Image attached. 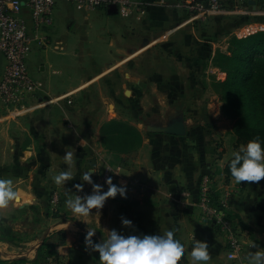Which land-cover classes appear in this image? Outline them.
I'll use <instances>...</instances> for the list:
<instances>
[{
    "label": "crops",
    "instance_id": "0c3cea01",
    "mask_svg": "<svg viewBox=\"0 0 264 264\" xmlns=\"http://www.w3.org/2000/svg\"><path fill=\"white\" fill-rule=\"evenodd\" d=\"M140 1L145 13L129 19L122 18L118 13L110 15L108 6L93 11L77 7L83 12V19L70 8L73 4L67 2V41L59 42L53 48L50 46L53 42L48 45L34 44L31 53L38 47L55 51L54 56L64 65L61 69H52L53 64L49 62L39 73L32 72L34 78L42 81L43 89L30 100L36 105L31 110L23 113L0 110V177L12 178L21 196L20 203L11 202L6 208H0V264H12L21 258L31 264L46 240L58 245L59 264H101L98 252L86 250L85 235L89 227L96 231L94 241H100L103 237L107 238L108 230L112 229L125 235H139L151 234L167 226H174L185 241L186 252L182 254L180 264H193L190 255L193 238L208 242L211 259L207 264H231L227 258L225 236L213 222L202 216L198 207L201 181L205 176H216L224 183L220 188L223 189V199L227 200V212L236 218L246 264H249L245 259L249 251L257 250L253 244L264 248V179L241 183L234 178L226 179L223 170L232 153L225 152L220 159H216L217 147L210 140L208 130L213 126L221 135L217 121L226 119L221 111L222 102L217 105L207 103V124L205 116L202 117L204 109L200 100L208 89L201 88L196 82L200 80V72L193 66L194 62L201 61L199 55L205 54L212 73L208 78L224 79L225 74L214 67L211 57L221 43L223 47L219 50L227 52L232 35L245 36L248 26L264 23V0H242L245 3L241 13H234L241 0H225V13L211 15L206 20L192 19L188 13L177 8L179 0H166L164 4L160 0ZM104 15L113 24L95 27L93 21ZM219 20L234 21L232 28L231 25L227 27L229 30L223 31L221 41L207 37L206 33L209 28L215 29L212 24H218ZM51 25L43 29V34L45 31L48 33L46 36H50ZM219 28L214 33L221 31ZM54 31L57 32L56 28ZM194 33L196 36L194 39L190 37L191 42L186 40L185 35L189 37ZM138 37L143 38L139 50L127 54L124 49H128ZM86 44L89 47H85ZM100 49L111 53L119 73L123 65L130 66L132 58L149 50H154L152 54L157 58V65H161L159 61L162 60L163 64H171L164 73L155 70L141 76H136L128 66L125 67L127 71L122 75L137 86H143L140 91L133 92L125 114L132 109L134 114L138 112L143 117L147 113L146 107L139 108L137 112L134 109L136 98L142 100L149 96L141 81H160L159 86L156 85L155 96L152 95L153 98L158 97L154 113L166 111L171 114V119L182 116L187 126L186 135L155 133L151 128L158 125L142 122L144 119L139 116L132 121L129 118L117 119L122 123L113 121L116 117L97 121L92 126L96 129L95 139L88 134L68 137L65 127L67 102L71 105L72 95L82 90L76 83L96 81L103 78L106 72L102 65L108 57L99 55L96 50ZM181 49L185 53H181ZM69 52L72 64L68 76L70 84L67 86ZM182 55L186 57L187 64L181 66ZM6 64L4 58L0 79ZM84 64L89 66L83 68ZM212 94L219 96L214 90ZM125 95L128 96V91ZM105 133L110 135V148L104 145ZM67 149L75 153V164L72 169L74 178L65 185L66 189L79 195L90 194L92 186L81 176L83 171L95 167L93 180L107 190L108 186L101 181V176L104 169L111 165L117 169L113 183L126 184L127 198L119 195L122 199L109 198L100 216H95V209L88 217L74 216L65 206V188L56 186L52 181L55 174L67 168L63 160ZM113 160L115 165L110 163ZM215 160L218 168H215ZM76 184L84 185L82 192H78ZM174 187L175 191L172 190ZM52 192L58 196L53 201L59 200L56 209ZM185 192H189L190 197H185ZM122 216L132 220L133 227L124 226ZM60 232L64 234L63 245H59L57 233Z\"/></svg>",
    "mask_w": 264,
    "mask_h": 264
},
{
    "label": "rangeland",
    "instance_id": "374dc122",
    "mask_svg": "<svg viewBox=\"0 0 264 264\" xmlns=\"http://www.w3.org/2000/svg\"><path fill=\"white\" fill-rule=\"evenodd\" d=\"M70 8H72L73 11L75 10L76 13L79 14L81 18L84 19L83 12L81 10H78L76 6L71 5ZM91 19L94 20L93 17ZM93 23L95 24V27H99V28L101 26L105 27V26H109L113 24L112 20H110V18L106 15H104L101 19H97L96 22L93 21ZM232 24L234 25V21L232 20H230L229 22H227V20H219L218 24L217 23L212 24L215 26V29L214 27L209 28V29L207 28L208 29L206 30L207 37H211L213 39H216L217 41H221V36L223 35V31L229 30L227 27H230ZM233 25L231 26V28L233 27ZM218 27H220L219 29L221 31L214 33L215 30L218 29ZM49 28H50V31H49L50 36H46V34L48 33H46L45 31L43 34L44 40L39 43H46L48 45L49 43L53 42L52 44H50V46L53 48L56 45H59V42L64 43L67 41V32H68L67 2L61 1L58 4V6L55 9L54 15H53L52 25ZM55 28L57 32L55 31L53 32ZM153 36L154 34H152V38ZM192 36L194 39V36H196V33H194L193 35H189V37L185 35V38L186 40L188 39L191 42L192 39L190 37ZM198 37L201 38V35L198 34ZM141 39L143 38L138 37L137 39H134V42H132L133 44L132 45L130 44L131 46H129L128 49L126 47L124 51L127 54L131 53L134 50L138 51L139 46L142 45ZM85 47H89V44H86ZM220 47H223L222 43L220 44V46L217 47L216 51H218ZM91 48L93 49V47ZM51 51L52 50L46 51V49L42 47H38V48H35V50H33V52L29 55L28 60H27V65H28V68L31 74L32 72L39 73L40 70L44 67V65L47 64L48 66L49 62H52L53 64L52 69H61V66H63L64 64L62 62H59L58 58L54 56L53 52L55 51H52V52ZM96 51L99 55L108 57L107 59H105V63L102 65V68L106 72L103 78L98 79L96 81L87 80V81L77 82L76 86H78V88H82L81 92H78L77 94L72 95L71 98L70 96L67 97V100L69 98L72 100L71 105L67 102V105H68L67 112L69 115L67 114V121H66L65 127L67 128L68 137L71 135H73L74 137H80V136H84L85 134H88V135H91L93 139H95L96 137L94 135V132L96 129L92 128V126H94V124L97 121L98 122H100L101 120L105 121L106 119H112V117H116L115 120L113 121H117V119L121 120L125 118H129V121L136 120V118L141 117V115H138L137 110L143 107H146L147 113L143 114L144 116L141 117L144 119L142 122H147L148 124H154L158 126H165L171 122L172 120L171 114L167 113L166 111H163L160 113L159 112L154 113V110H153V108L156 107L155 103H157L156 101L158 100V97L153 98L152 95L155 96L156 94L155 88H156V85L159 86L158 84L160 81H151V80L148 82L141 81V83L145 84L144 86L147 89V95L149 94V96L146 97V99L142 98V100L141 98L140 100L138 98L135 99L134 109H136V112H137L136 114H134L135 111L132 109L129 110L128 114H125L129 106V101L133 98V92L140 91L143 88V86L141 85L137 86L132 81H130L128 78L122 75L127 71L125 67H127L128 65H123L120 68V70L122 71L119 73L116 71V65H115L114 59L111 57V53H108V51L101 50V49L96 50ZM153 51L149 50L142 56H137L136 58H132L130 66H128L130 71L135 73L136 76L137 75L141 76L145 72L146 73L154 72L155 70L158 71L159 73L160 72L164 73V71H167L168 69L166 68H169L170 67L169 65L171 64L169 65L163 64L164 61L162 60V61H159L161 62V65H157L158 63L156 60L157 58L154 57V54H152ZM181 53H185V51L182 50ZM182 56H183L181 60L182 64H180L181 66L187 64L185 60L186 57L184 55ZM199 56H200L199 60L201 61H199L197 64L194 62V65H193L194 68L197 69L198 72H200L199 73L200 80L196 82L199 83V86L201 88L208 89V91H205L206 93H204V95L201 97V100H200V103L204 109L203 115H202L203 117L205 116L204 113H207L205 110L207 108L206 106L208 102H212L217 105L219 102H222V99L220 96H215L214 94H212V91L214 90L213 85H212L213 80L208 78L209 74H212V73L210 70L211 67H209L210 64L209 62H207L206 55L201 54ZM69 57H72L70 56V52L67 54V86L70 84L68 80V76L70 73V64H72L70 62ZM196 57L198 58V54ZM212 57L210 60L211 62H212ZM109 58L111 59L109 60ZM3 61H4V58L0 54V70L3 65ZM87 66L89 65L88 64L82 65L83 68L84 67L87 68ZM125 91H130V94L127 97L125 95ZM54 104L57 105V102H55ZM69 106L75 107V108H69ZM0 110L4 111V109L2 108H0ZM221 111L224 114L223 108L221 109ZM224 117L226 119L217 121V123H219L218 127L221 129L220 130L221 135L217 134L213 126L208 128L209 138L214 143V145L217 147V156L218 154L220 153L223 154L225 152L233 153L234 151L239 150V148L241 147V145L236 147L234 144L235 143L234 142L235 120L232 118L226 117L225 114H224ZM205 121L207 122V120ZM119 123H122V122H119ZM108 138H110V135L105 133L104 145L110 148L111 145H110V141H108ZM110 163L112 165H115L116 161L113 160V162H110ZM217 163L218 162L215 160V168H218V166H216ZM213 181H214V184H213L214 188L217 191V193H219V199H223V195H224L223 189L222 187L220 188V185L224 184L223 182H220L222 181V179L219 180V178H217L216 176H213ZM51 197H52L53 206L56 209L57 204H59V200L53 201V198H56V197L58 198V196H56L55 192H52ZM228 214H230V216L232 217V220L237 222L236 218L232 215V213H228Z\"/></svg>",
    "mask_w": 264,
    "mask_h": 264
},
{
    "label": "built area",
    "instance_id": "2783aa9c",
    "mask_svg": "<svg viewBox=\"0 0 264 264\" xmlns=\"http://www.w3.org/2000/svg\"><path fill=\"white\" fill-rule=\"evenodd\" d=\"M61 1L89 11L115 5L117 13L125 19L145 13L140 0H0V54L7 63L0 79V108L9 113L27 112L36 106L30 100L42 91L43 83L31 75L27 60L34 44L44 40L43 29L52 24L55 9ZM165 1L160 0L163 4ZM244 3L241 0L234 13L243 12ZM176 6L192 19L202 20L227 10L225 0H179ZM259 31H264V23L248 26L244 35ZM116 172L117 169L106 167L101 181L106 184V178L113 177ZM115 179L113 177V182ZM213 184L210 176L202 178L198 199L200 213L224 234L230 263L246 264L239 227L228 215L227 200H220L221 209L211 203ZM184 196L188 198L190 193L185 192Z\"/></svg>",
    "mask_w": 264,
    "mask_h": 264
},
{
    "label": "clouds",
    "instance_id": "9594fccd",
    "mask_svg": "<svg viewBox=\"0 0 264 264\" xmlns=\"http://www.w3.org/2000/svg\"><path fill=\"white\" fill-rule=\"evenodd\" d=\"M83 144V140L81 141ZM71 148V147H69ZM68 148V149H69ZM66 150L63 160L67 168H63L52 177L53 183L58 187L73 180V166L75 153ZM229 170L237 183L242 181L259 182L264 179V140L260 137L249 141L247 145H241L239 150L232 153ZM95 167H90L82 172L81 179L92 186L90 194L79 195L65 188V206L74 216L88 217L101 215L109 198L117 195L127 198V186L125 183H113V177L106 178L107 190L102 184L93 180ZM78 192H82L84 185L76 184ZM21 196L14 187L12 178L0 177V208H6L11 202L20 203ZM122 224L133 227L132 220L122 216ZM107 238L94 241L96 231L88 228L85 235L86 250L99 253L101 264H180L182 254L186 252L185 241L177 234L174 226H167L163 230L151 234H127L112 229L108 230ZM257 247L256 251H249L245 259L249 264H264V248ZM190 255L193 264H207L211 259L208 242L193 238Z\"/></svg>",
    "mask_w": 264,
    "mask_h": 264
},
{
    "label": "trees",
    "instance_id": "16d2710c",
    "mask_svg": "<svg viewBox=\"0 0 264 264\" xmlns=\"http://www.w3.org/2000/svg\"><path fill=\"white\" fill-rule=\"evenodd\" d=\"M212 64L225 74L224 79L214 77L212 85L222 99L225 116L235 120V146L247 145L256 137L264 140V31L242 37L232 35L227 52L216 51L212 57ZM205 120L208 124L206 113ZM221 156V153L218 154L217 159ZM231 159L223 170L227 180L233 178L229 170ZM212 190L211 203L221 209L219 193L214 185ZM228 215L232 219L230 214ZM57 234L60 237L59 245H63L64 234L62 232ZM57 247V244L46 240L31 264H59L61 257ZM13 263L29 262L21 258Z\"/></svg>",
    "mask_w": 264,
    "mask_h": 264
},
{
    "label": "water",
    "instance_id": "95a60500",
    "mask_svg": "<svg viewBox=\"0 0 264 264\" xmlns=\"http://www.w3.org/2000/svg\"><path fill=\"white\" fill-rule=\"evenodd\" d=\"M108 13L110 15H116L117 14L116 6L109 5ZM129 93L130 92L128 91V95ZM151 131L155 133H165V134L176 135V136H184L187 133V126H186L184 118L182 116H178V117L173 118L171 122L165 126L152 127ZM172 190L175 191V187L172 188ZM116 198L122 199L119 196H117Z\"/></svg>",
    "mask_w": 264,
    "mask_h": 264
}]
</instances>
